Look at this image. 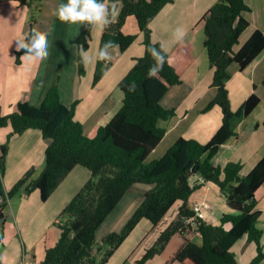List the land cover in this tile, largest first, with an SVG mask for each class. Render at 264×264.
I'll return each instance as SVG.
<instances>
[{
    "label": "trees",
    "instance_id": "1",
    "mask_svg": "<svg viewBox=\"0 0 264 264\" xmlns=\"http://www.w3.org/2000/svg\"><path fill=\"white\" fill-rule=\"evenodd\" d=\"M19 1L30 7L29 36L38 20L33 9L34 0ZM114 1H118L121 8L115 19L113 6L108 7L112 23L104 29L100 49L107 41H113L121 51L128 49L138 34L126 33L124 26L130 16H135L140 30L145 33L146 52L137 58L136 64L119 83L125 94L123 106L110 122L98 128L95 136L87 135L83 123L75 117L78 101L71 106L62 101L58 84L48 90L40 105L24 97L13 112L4 114L0 103V127L12 128L8 140L1 146L0 155V195L4 197L0 200V248L4 246L5 209L10 198L23 189L26 192L39 189L42 199L47 200L77 165H83L92 175L63 210L59 222L61 236L47 249L40 264H106L144 218L158 226L177 201L183 202L179 217L161 229L156 242L131 264H146L162 253L177 233L184 241L167 264L175 260L182 264H239L233 247L244 236L248 243L256 244V254L249 264H261L264 261V230L259 225L262 210L257 207V191L264 184V157L246 175L242 174L241 162L220 165L212 160L221 146L237 135L235 121L248 116L261 100L254 92L234 110L227 86L233 74L231 66L237 64L240 69H245L264 49V32L258 29L241 49L236 50L250 26L245 15L252 10L251 6L246 0H218L203 18L204 45L214 68L212 86L216 89L203 111L219 105L223 112L221 127L207 143L181 136L161 157L148 162L166 135L162 121L176 115V109L166 107L163 99L173 86L182 83V74L190 60L186 50L170 53L151 37L150 23L175 0H109L110 3ZM92 28L93 25L84 24L76 39L81 75L85 74L86 67L80 51L90 47ZM152 46L158 51L163 46L165 57L163 70L157 77L148 75L150 67L156 63L148 51ZM22 54L23 50L17 51L18 62ZM110 65V61L98 60L94 83L100 81ZM30 128L40 129L50 139L45 167L38 177L34 176V167L28 169L7 191L3 176L9 141L13 135ZM209 181L220 186L232 208L216 224L198 217L189 202L191 196ZM140 184L151 187L144 190ZM136 192L141 204L121 230L107 233L99 242L97 231L100 226L128 193ZM227 223L232 226L227 228ZM192 230L199 232L201 243L187 236ZM0 264H3L1 253Z\"/></svg>",
    "mask_w": 264,
    "mask_h": 264
},
{
    "label": "crops",
    "instance_id": "2",
    "mask_svg": "<svg viewBox=\"0 0 264 264\" xmlns=\"http://www.w3.org/2000/svg\"><path fill=\"white\" fill-rule=\"evenodd\" d=\"M217 1L175 0L174 3L167 4L150 23L153 41L162 43L170 53L186 50L190 60L189 67L182 74V83L173 86L163 99L166 107L176 109V115L169 120L162 121L167 132L152 154L157 152L159 156L164 154L181 136L196 138L202 143H207L223 123V112L219 105L203 111L216 93V89L212 86L214 68L204 45L206 33L203 18ZM246 1L252 8L245 15L250 20V26L243 33L236 50L241 49L256 30L264 32V0ZM50 2L61 5L67 4L68 0H50ZM103 3L109 7V0ZM56 7L54 5L49 7L53 15H55ZM45 8L39 17L40 21L36 25V30L47 36L49 55L44 60L29 61L21 58L18 62L16 40L19 36H27L29 33L28 8L19 0H0V103L2 112L4 114L13 112L16 104L24 97L40 105L48 90L58 84L62 101L68 106L78 101L75 117L83 123L87 135L95 136L98 128L110 122L123 106L125 94L119 87V83L136 64L137 58L145 54V33L140 30L135 16H130L124 26V31L138 34L137 39L125 51H121L119 47H114L109 51L112 56L111 65L100 81L94 83L93 75H95L98 63L96 55L100 49L105 28L101 29L98 26L92 28L90 47L84 50L92 56V62L85 65L86 73L81 75L78 62L79 47L76 39L82 31L83 24L77 23L73 27L75 28L74 37H65V35L60 37L58 28L53 29L57 24L50 25L51 22L45 20L47 10ZM45 25L48 26L49 31ZM178 28L184 32L181 40L174 36ZM50 36L58 39L59 45H50L48 40ZM231 70L233 74L227 86L232 108L239 109L254 92L260 96L261 100L248 116L235 121L234 129L237 135L229 138L212 160L220 165H226L230 161L241 162L243 164L242 174L246 175L264 157V49L245 69H240L237 64H234ZM11 131V126L0 127V152L2 144L8 140ZM173 134L174 141L167 142ZM49 142L50 139L46 138L37 128H30L12 136L9 141L6 171L3 176L7 191L32 167L35 168L34 176L40 175L45 167V154ZM91 175L87 167L77 165L47 200L42 199L39 189L31 192L23 189L10 198L9 205L5 209L4 246L0 248L3 264H24L26 261L40 264L45 259L47 249L54 246L61 236L59 222L62 219L63 210ZM144 185L139 186L144 190L151 187ZM257 198V207L262 210L259 225L264 230V184L258 189ZM136 199L134 193H128L120 201L98 229V240L100 239L98 235L104 234L105 236L112 231H118L109 224L111 222L113 226L115 221H120L119 217L122 213L127 211V221L129 220L142 202L141 198ZM124 201L125 206L122 205ZM189 202L192 206H195L197 202L209 204V207L205 209V216L202 217L209 223H220L223 215L232 211L226 194L219 185L212 181L206 182L202 188L197 190ZM182 203V201H177L172 206L167 214L168 218L171 211H174V214L168 218L169 222L179 217ZM150 223H152L150 220L144 218L122 244L124 249L121 258L118 257L120 252L117 249L106 264H131L132 261L125 262L127 245L135 246L133 235L137 231V240L145 234L148 235V233L139 232L140 227L156 228ZM194 225H196L195 222ZM231 226L232 223L226 224L227 228ZM102 227H105V230H102L100 234ZM187 236L198 243L202 242L199 232L195 230ZM183 241L184 238L180 233L175 234L166 249L146 264H165L173 260ZM237 246L242 248L246 264H249L256 254V244L248 243L247 236H244L234 245L235 251H237ZM172 264L182 263L175 260ZM261 264H264V261Z\"/></svg>",
    "mask_w": 264,
    "mask_h": 264
},
{
    "label": "clouds",
    "instance_id": "3",
    "mask_svg": "<svg viewBox=\"0 0 264 264\" xmlns=\"http://www.w3.org/2000/svg\"><path fill=\"white\" fill-rule=\"evenodd\" d=\"M58 18L61 22L70 24H89L98 26L101 29L106 28L112 23L109 18V8L99 2V0H68L67 4H61L57 10ZM174 36L179 40L183 39L184 32L182 29H176ZM116 45L113 41L105 42L103 48L99 49L96 55V59L101 61H110L112 59L108 49L114 48ZM16 50H23L22 59L26 60H44L48 57V41L46 35L42 32L33 31L29 36L21 35L16 40ZM152 58L155 60V64L149 69V77H157L158 73L163 70L165 63V57L161 51H158L154 46L149 47ZM80 55L85 65L92 62V56L85 52L83 49L80 51Z\"/></svg>",
    "mask_w": 264,
    "mask_h": 264
},
{
    "label": "rangeland",
    "instance_id": "4",
    "mask_svg": "<svg viewBox=\"0 0 264 264\" xmlns=\"http://www.w3.org/2000/svg\"><path fill=\"white\" fill-rule=\"evenodd\" d=\"M52 1H55V0H52ZM104 2V1H103ZM102 2V3H103ZM22 5H25V6H27V8H28V19H27V21H28V26H29V22H30V7H29V5L28 4H22ZM51 5H54L55 7H56V12H55V15H53V12L50 10V6ZM110 5H112L113 6V13H112V16L116 19L117 18V16H118V14H119V11H120V5L118 4V1H114V2H109V6ZM47 6V7H46ZM59 6L60 5H58L56 2H50V0H34L33 1V9H34V11H35V15H36V18L38 19L37 20V23L40 21V16H41V14H42V11L44 10V8H45V10H46V13H45V20H49L50 22H51V24L50 25H52V24H57V26H55L53 29H56V28H58V30L60 31V33H59V36L60 37H62V36H64L65 35V37L66 36H70V37H74V33H75V28L73 29V27L76 25V24H70V23H65V22H61L60 21V19L58 18V15H57V10H58V8H59ZM49 22V23H50ZM37 23L35 24V30H36V25H37ZM58 24H60V26H58ZM42 25V24H41ZM84 25V24H83ZM47 28V31H49V28H48V26L47 25H45ZM93 27H94V25H93ZM30 29H31V23H30ZM30 31V30H29ZM37 31V30H36ZM48 33V32H47ZM28 35V34H27ZM48 35H49V33H48ZM15 40H16V38H15ZM48 40H49V42H50V45H52V44H55V46L56 45H59L58 43H59V41H58V39L56 40V38H54V37H51L50 36V38L48 37ZM55 41H56V43H55ZM16 56H17V53H16ZM63 65V64H62ZM86 73V72H85ZM83 75H85V74H83ZM93 77H94V75H93ZM59 83V82H58ZM60 86V85H59ZM174 134L173 135H171L169 138H168V140H167V142H169V141H171V143L174 141L173 139H174ZM1 153H2V149H1V152H0V155H1ZM163 154V153H162ZM161 154V155H162ZM161 155L159 156V153L157 152V153H155V154H152V155H150V157L148 158V162H150V161H152L153 159H155V158H158V157H161ZM145 186V185H144ZM147 186V185H146ZM130 194V193H129ZM135 194V197L137 198V199H140V195H139V193H134ZM132 197H133V195H132ZM136 199V200H137ZM122 205H124L125 206V201H124V203H122ZM174 214V211H171V213L168 215V218H170L169 216H172ZM127 218H128V213H127V211L126 212H124V213H122L121 214V216L119 217V220L120 221H115V223L113 224V226L111 225V222H110V224H109V226L110 227H113V229H116V230H121L122 228H123V226H124V224L127 222ZM168 218H167V216L164 218V220H162L160 223H159V225L158 226H156V228H154V229H147V228H145L144 226L143 227H140V229H139V232H144V233H148V235L147 234H145L144 235V237H141L140 239H136V236H137V234H138V231L135 233V235H133V242H134V245L135 246H131L130 247V245H127V252H126V254H125V262H131V261H133L134 259H137V258H140V257H142L143 256V254H144V252L149 248V247H151L155 242H156V240H157V237H158V235H159V233H160V231H161V229H163L165 226H167V224L169 223V221H168ZM177 219V218H176ZM149 220V219H148ZM126 221V222H125ZM146 222H149V221H146ZM151 224V226H154L152 223H150ZM104 228V229H103ZM102 230H105V227H102V229H101V231H100V234L102 233ZM99 237H100V241L99 242H101V240H102V237L104 236V234H102V235H98ZM130 236V235H129ZM128 236V237H129ZM196 238V237H195ZM128 239V238H127ZM126 239V240H127ZM125 240V241H126ZM126 246V245H125ZM123 249H124V245H122L120 248H118V251L120 252V254L118 255V257L119 258H121V256H122V251H123ZM236 250L238 251H236L237 252V254H238V258H239V264H246V257H244L243 256V250H242V248L240 249V247L239 246H237V248H236ZM247 254H248V250H247V253H246V256H247ZM167 263V262H166ZM165 263V264H166Z\"/></svg>",
    "mask_w": 264,
    "mask_h": 264
},
{
    "label": "built area",
    "instance_id": "5",
    "mask_svg": "<svg viewBox=\"0 0 264 264\" xmlns=\"http://www.w3.org/2000/svg\"><path fill=\"white\" fill-rule=\"evenodd\" d=\"M0 200L3 201L4 197L0 195ZM195 209L198 217H204L205 216V209L209 207V204L207 202H197L195 204ZM24 264H32L29 261H26Z\"/></svg>",
    "mask_w": 264,
    "mask_h": 264
}]
</instances>
